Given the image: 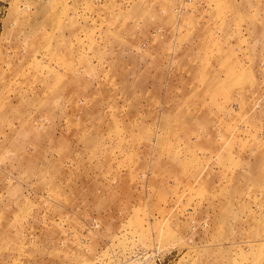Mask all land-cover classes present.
<instances>
[{"label":"rangeland","instance_id":"1","mask_svg":"<svg viewBox=\"0 0 264 264\" xmlns=\"http://www.w3.org/2000/svg\"><path fill=\"white\" fill-rule=\"evenodd\" d=\"M0 264H264V0H0Z\"/></svg>","mask_w":264,"mask_h":264}]
</instances>
